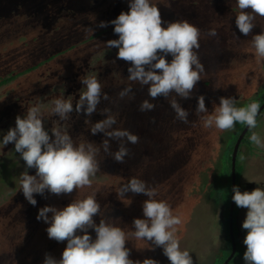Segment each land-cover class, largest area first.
Listing matches in <instances>:
<instances>
[{
    "label": "rangeland",
    "instance_id": "obj_1",
    "mask_svg": "<svg viewBox=\"0 0 264 264\" xmlns=\"http://www.w3.org/2000/svg\"><path fill=\"white\" fill-rule=\"evenodd\" d=\"M0 1V9L9 8L10 0ZM151 2L160 10L162 27L186 20L200 29V47L194 51L204 67L202 79L190 98L172 94L189 112L188 124L175 119L168 99L159 97L153 100L148 94L149 85L130 82L127 78L131 63L117 59V48L104 45L108 40L119 38L110 22L121 12L129 11V0H94L86 12L64 7L58 13L56 5L46 9L47 16L38 8L21 6L15 13L0 17V77L41 61L58 49H66L36 69L0 86V264H43L45 254L59 260L67 241L48 238L46 229L49 224L36 218L39 209L44 206L63 209L74 200L84 199L94 192L100 205V213L93 217L94 222L98 225L101 219H105L129 233L125 247L134 264H143L145 259L170 264L161 247L130 235L135 231L134 219H145L142 209L148 197L128 192L125 199H130L131 204L125 205L126 201L118 198L116 190L133 176L156 189L155 199L166 201L173 214L181 218L182 224L177 226L176 235L181 250L190 253L193 264H220L228 257L229 254L222 251L231 246L224 212V191H228L230 181L229 156L242 124L237 122L234 128L226 131L214 127L206 129L196 115V108L201 95L209 114L219 106L221 97L233 98L236 107L253 101L262 104L264 62H257L250 40L264 32V18L257 17L252 33L244 36L235 23L236 0ZM48 14L55 16L51 18ZM102 21L107 27H99ZM210 29H215L217 35L209 36ZM95 32H98L96 37L85 40ZM172 58L171 55L166 57L169 63ZM84 75L96 76L109 99L101 97L97 111L90 117L83 113L78 115L75 111L66 121L50 116L51 101L56 98H71L75 108L84 88L80 81ZM129 85L134 99L130 98L132 93L121 99L118 93ZM145 99L156 105L154 111H139V105ZM37 105L44 114V127L50 136L52 127H61L76 144L91 142L100 147L103 140L109 139L110 151L115 152L118 141L105 137L103 133L93 135L90 131L92 124L106 118L101 111L107 108L117 119L113 127L129 130L139 137V143L125 142L129 156L125 157L124 163L116 162L100 147L96 157L99 171L90 177L91 188L59 196L46 190L43 196L34 194L37 204L33 206L20 189V175L25 171L35 175L36 170L27 169L15 151L14 143L4 146L2 139L10 128L15 127L17 116L23 118L28 108ZM85 120H90L91 124H85ZM253 131L264 140V109L257 117V127ZM250 135L248 130L239 149L241 153L242 147L241 161L244 163L237 181L241 192L251 186V183L243 184L254 176L251 160L258 155L264 156V148L253 144ZM237 162L238 165L241 163L240 158ZM1 171L12 175L10 173L4 180L6 175ZM235 207L238 214L241 208L236 204ZM48 216L51 218L52 213ZM88 232L95 240L94 229L90 228ZM77 235L83 233L78 231ZM240 238L244 245L242 230ZM230 264H245V261L242 255H238Z\"/></svg>",
    "mask_w": 264,
    "mask_h": 264
},
{
    "label": "clouds",
    "instance_id": "obj_2",
    "mask_svg": "<svg viewBox=\"0 0 264 264\" xmlns=\"http://www.w3.org/2000/svg\"><path fill=\"white\" fill-rule=\"evenodd\" d=\"M236 9V26L240 33L248 36L256 26V18H264V0H236ZM110 23L114 25V33L119 38L108 40L104 45L117 48V59L131 63L127 79L141 86L149 85L148 94L153 100L159 97L168 99L175 112V119L188 124L189 112L181 107L176 96L190 98L196 84L202 79L204 67L197 51H194L200 47V29L186 20L162 27L160 10L151 0H129V11L121 12ZM99 27H107V23L102 21ZM89 31L93 32V29L89 28ZM208 35L216 36L217 32L210 29ZM250 45L257 62H264V32L252 36ZM168 55L173 57L170 63L166 59ZM80 81L84 88L75 108L71 98H56L51 101L50 116H58L60 121H66L75 111L78 115L83 113L90 117L97 111L101 97L109 99L107 93H103L102 84L96 76L84 75ZM130 93V98L134 99L131 85L118 95L123 99ZM155 107L154 103L145 99L140 103L139 111H154ZM260 108L261 105L255 101L236 107L233 98L221 97L219 106H215L209 114L205 98L201 95L198 97L196 115L206 129L214 127L226 131L234 128L237 122L246 125L251 132L250 141L264 148V140L253 131L257 127ZM101 114H106V118L92 124L90 131L93 135L103 133L105 137L118 141L119 147L115 152L110 151L109 139L103 140L100 147L116 162L124 163L125 157L129 156L125 142L137 144L139 137L127 129L114 128L117 119L110 114L109 109L102 110ZM43 121L41 108L38 105L32 106L23 118L16 117L15 127L10 128L2 139L4 146L14 143L15 151L20 154L27 169L36 170L35 175H29L27 171L20 175V189L33 206L37 204L34 194L43 196L46 190L59 196L91 188L90 177L99 171L96 157L100 147L91 142L74 143L69 133L61 127H52L50 136ZM85 124H91V121L85 120ZM116 192L119 199L124 203L126 201L125 205L131 204L130 199H125L128 192L148 197L142 209L145 219L136 218L133 221L135 231H131L130 235L134 239L151 241L161 247L170 264H193L190 253L181 250L176 235L177 226L182 224V220L173 214L166 201L155 199L156 189L133 176ZM233 193L232 199L236 206L248 210L242 224V228L247 230L243 241L246 245L243 255L245 264H264V189L241 192L238 186H233ZM48 213H52L51 218ZM98 213L100 205L95 192L84 199L74 200L63 209L54 206L40 208L36 218L49 224L46 229L48 238L57 242L67 241L59 260L45 254L43 264H134L125 247L129 233L105 219H101L97 225L93 217ZM90 228L96 233L95 240L88 232ZM78 231L83 235H77ZM143 264L158 262L145 259Z\"/></svg>",
    "mask_w": 264,
    "mask_h": 264
},
{
    "label": "trees",
    "instance_id": "obj_3",
    "mask_svg": "<svg viewBox=\"0 0 264 264\" xmlns=\"http://www.w3.org/2000/svg\"><path fill=\"white\" fill-rule=\"evenodd\" d=\"M93 1L94 0H10L9 1L10 6H9L8 9H6V10L0 9V17L1 16L11 15V14L15 13L16 11L20 10L24 6H28L29 8H38L39 11H42V14L45 15V16H47V13H48V11H46V9L50 8L51 6H56V5L58 6V10H56V12H58V13L64 7H68L70 10H73V11H83V12H86V11L89 10V8H90V6H91V4H92ZM0 2H2V1H0ZM48 16H51V18H52V17L55 16V14H48ZM97 35H98V32L92 33L88 37H86L85 40L92 39V38L96 37ZM72 46H74V44L71 45L70 47H72ZM64 50H66V49H58V50L54 51L53 53H51L45 59H43L41 61H38V62H35V63H33V64L25 67L22 70L14 71V72H10L9 74L2 75L0 77V86H2L4 84H7V83H9L11 81H13L15 78H17L18 76H20V75H22V74H24L26 72H29V71H32V70L36 69L37 67H39L40 65H42L45 61L51 60L57 54H59L60 52H63ZM244 127H245V125H242L240 127V129L238 130V135L240 134V132L242 131V129ZM238 135H237V138H238ZM237 138H236V140H237ZM236 140H235V142H236ZM242 142H243V140H242ZM233 147H234V145L232 146V150H231V153H230V156H229V163H230V172H229V179H230V181H229V187H228V191L224 193V200H225V206H226L225 207L226 224H227L228 230H229L230 209H231V196H232V151H233ZM240 156H241L240 153H238V157L237 158L239 159ZM243 167L244 166H243L242 163H240L239 165L237 164V168H236V170H237V181H239V179H240V176L242 174ZM1 172L6 175V177L4 178V180H7L8 179V175L10 176V173H11V172H9L7 174V171H1ZM11 175H12V173H11ZM234 231H235V235L237 237V243H238L237 251H236V254L234 256V258H235L237 255H242L243 256L244 255V252L246 251V246H244L238 240L239 239V229H238V226H237V209H236V207L234 209ZM246 234H247V231H245L244 235L246 236ZM229 239L231 240L230 232H229ZM229 253H230V251L227 252V254H229ZM233 259H232V261H233ZM222 261H220V263ZM228 264H230V263H228Z\"/></svg>",
    "mask_w": 264,
    "mask_h": 264
},
{
    "label": "water",
    "instance_id": "obj_4",
    "mask_svg": "<svg viewBox=\"0 0 264 264\" xmlns=\"http://www.w3.org/2000/svg\"><path fill=\"white\" fill-rule=\"evenodd\" d=\"M263 109H264V101L261 104L260 113L262 112ZM247 131H248V128L245 125V127L240 132V134H239V136H238V138L234 144L233 151H232V196L234 195L233 186H237L236 166H237L238 152L240 149V144H241L245 134L247 133ZM234 209H235V202L232 199L231 209H230V220H229V230H230V236H231V241H232V250H231L230 254L228 255V257L221 264H228L232 260V258L235 256L236 251H237L238 243H237V239H236V235H235V231H234Z\"/></svg>",
    "mask_w": 264,
    "mask_h": 264
},
{
    "label": "crops",
    "instance_id": "obj_5",
    "mask_svg": "<svg viewBox=\"0 0 264 264\" xmlns=\"http://www.w3.org/2000/svg\"><path fill=\"white\" fill-rule=\"evenodd\" d=\"M251 145L252 144L249 145L250 146L249 150L252 149ZM240 162L244 166V163L241 161V156H240ZM251 163H252L251 169H253V175L254 176L251 178H248L246 180L249 183H251V186L245 188V191H248V192H251L252 190H254L256 188L264 189V156L258 155V157L256 159L251 160ZM249 164H250V161H249ZM247 211H248L247 209L241 208L239 210V213L237 214V226L239 229V237H240L241 230H242L243 234L245 233V231H247V230L242 228V224L246 218ZM224 212H225V210H224ZM244 246H246V245H244Z\"/></svg>",
    "mask_w": 264,
    "mask_h": 264
},
{
    "label": "flooded vegetation",
    "instance_id": "obj_6",
    "mask_svg": "<svg viewBox=\"0 0 264 264\" xmlns=\"http://www.w3.org/2000/svg\"><path fill=\"white\" fill-rule=\"evenodd\" d=\"M262 103H263V102H262ZM238 136H239V135H238ZM244 138H245V136H244ZM244 138H243V140H244ZM240 146H243V143H242V142H241ZM238 153H240V150H239ZM240 155H242V147H241V153H240ZM244 182H245V183H243V182L241 181L240 185L242 186V183H243L244 185H250V183H249L248 181H244ZM224 192H226V191H224ZM224 192H223V193H224ZM229 232H230V230H228V233H229ZM236 239H237V237H236ZM238 240L241 242L240 237H239ZM229 241H230V245H231V246H230V249H222V251H224V253H227V252H229V251L231 252V250H232V241H231V240H229ZM229 254H230V253H229ZM237 256H238V255H237ZM237 256H236V257H237ZM233 258H234V257H233ZM233 258H232V259H233ZM225 259H226V258H225ZM225 259H224V260H225ZM224 260H223V261H224ZM223 261H222V262H223ZM222 262H221V263H222ZM231 262H232V260H231L229 263H231ZM221 263H220V264H221Z\"/></svg>",
    "mask_w": 264,
    "mask_h": 264
}]
</instances>
